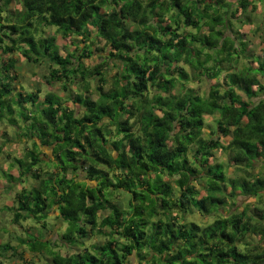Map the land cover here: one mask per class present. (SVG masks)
<instances>
[{"label":"trees","instance_id":"obj_1","mask_svg":"<svg viewBox=\"0 0 264 264\" xmlns=\"http://www.w3.org/2000/svg\"><path fill=\"white\" fill-rule=\"evenodd\" d=\"M257 7V0H0V51L9 54L0 57V121L31 142L9 180L37 181L17 192L13 222L42 220L55 207L67 249L20 235L16 244L0 242V256L11 251L23 264H36L25 251L47 264H131L132 255L139 264H264V55L248 52L244 34L232 29ZM50 26L75 48L61 55L56 37L45 35ZM94 34L105 41L106 68L116 67L111 81L102 63L84 62L95 54ZM18 50L33 62L47 58L46 82L74 85L75 94L18 90ZM205 80L208 89L196 88ZM216 114L207 137L206 116ZM42 146L53 155L47 169ZM216 150L230 156L234 176L212 161ZM81 171L95 184L78 179ZM118 191L129 195L126 204ZM239 195L254 202L226 210ZM222 207L227 213L208 224L190 218ZM90 235L103 240L86 246Z\"/></svg>","mask_w":264,"mask_h":264},{"label":"rangeland","instance_id":"obj_2","mask_svg":"<svg viewBox=\"0 0 264 264\" xmlns=\"http://www.w3.org/2000/svg\"><path fill=\"white\" fill-rule=\"evenodd\" d=\"M257 10L255 12L248 10L246 16L250 18V21H246L245 23L239 25L238 22H234L232 29H239L240 32L244 34V39L248 42V52H255L261 55H264V0H257ZM233 7H236V3H234ZM92 28V27H91ZM45 35H53L56 37V44L59 46L61 55L67 54L68 51H71L75 48V45L72 44V39H65L56 31V27L50 26L45 27ZM187 31L197 32L194 29H186ZM202 34L206 33V29L201 30ZM233 34V32H231ZM228 34L230 32L228 31ZM80 37L78 38V40ZM81 40V39H80ZM93 40L96 42L95 44V54L92 57L84 59V62L87 65L95 66L97 64L102 63L104 68L106 69V76L111 81L116 74V67L106 68L107 64L112 63L111 60L107 58L108 50H105V41L101 37L93 36ZM79 44L83 46V43L80 41ZM240 44V43H238ZM98 46V47H97ZM22 50V49H21ZM1 54V51H0ZM16 59L15 69L17 72V80L14 83L17 89L22 87L23 90L27 91H36V89H40L42 91L41 96H44L47 93H55L56 95L62 97L63 99H67L68 96H73L76 92V88L74 85H70L68 87H64L63 82H56L54 84H48L46 82L45 76L49 73L52 68L51 62L47 58H40L39 62H33L29 59H26L21 53L20 50L12 54ZM2 60H6L9 57V54H1ZM106 61H103V59ZM104 62V63H103ZM111 65V64H110ZM92 86H96V79H91ZM215 82V81H214ZM211 81L205 80L199 85H196V88L199 86L202 89H208ZM20 90V89H18ZM87 95L91 94L93 98H97L98 94L96 91H92L90 93H86ZM264 97V95H262ZM70 106H74L71 99L67 103ZM26 107L28 109L32 108L31 104H27ZM18 110L21 108L18 107ZM78 111L80 107L78 106ZM218 117V114L206 116L207 127L205 129V136L211 137L213 135L212 130L216 129L215 119ZM20 124V122H19ZM17 130L15 126H12L9 121L3 120L0 121V145L4 146V151L10 154V157L6 156V153L0 151V240L4 242L13 241L14 244L18 243L17 240L20 235H26L27 238H40V239H49L47 245L50 247L53 252L61 251L64 254L67 249L65 247H60V234L65 230L66 225L63 220L58 218V211L54 207L48 215L42 217V220L46 221L44 224L41 219L32 218L27 221H24L22 225L15 224L13 222V213L12 207L16 205L15 196L17 192H19L23 187L31 189L37 181L34 180L31 176L25 181L14 179L12 181L9 180L10 173L13 174L15 178L18 176V165L15 164V157H23L26 154L28 147H30L31 142H24L26 139L18 140V135L16 134ZM218 135V134H217ZM216 138V135L214 136ZM10 138V139H9ZM224 138V137H223ZM229 137L224 138V141H227ZM42 152L43 163L41 164L42 169H47L45 164V160L48 162L51 158H53L51 148L47 146H42L39 148ZM212 161L222 162L229 173L230 176H234L236 165L230 159V156L227 153H224L222 150L215 151V157ZM211 161V162H212ZM52 166V165H51ZM52 170V169H51ZM260 170L259 165L256 167L255 172ZM48 171V170H46ZM50 171V170H49ZM72 173H69L71 176ZM78 179L88 181L92 184H95V180L89 179L84 171L79 173ZM168 177H165L167 180ZM197 187L200 185L197 182ZM202 192L204 191L201 189ZM117 198L123 204L128 202L129 195L124 192L118 191ZM255 197H246L244 195H239L237 197L236 204L233 205L232 200L228 199V205L225 208L230 211H240L246 204H252L254 202ZM223 207L221 211L216 212L213 216H204L199 211H195L190 218L196 220L201 225H205L210 223L214 217L220 212L227 213ZM107 213V212H106ZM105 214V213H103ZM32 228L31 234H26V228ZM103 240V237L100 236H91L83 239L85 245L88 246L94 242H100ZM2 242V241H1ZM82 246V245H81ZM77 247V246H76ZM24 249V248H22ZM58 249V250H56ZM61 249V250H60ZM82 247L75 248L74 251H81ZM50 251V250H49ZM11 251L5 252L3 256H0V260H2L3 264H23L22 259L19 256L11 255ZM25 258L34 259L36 264H47L46 260L41 256L34 255L30 251L24 252ZM131 264H139L137 257L132 255Z\"/></svg>","mask_w":264,"mask_h":264},{"label":"crops","instance_id":"obj_3","mask_svg":"<svg viewBox=\"0 0 264 264\" xmlns=\"http://www.w3.org/2000/svg\"><path fill=\"white\" fill-rule=\"evenodd\" d=\"M1 241L4 242L3 240H0V242H1Z\"/></svg>","mask_w":264,"mask_h":264}]
</instances>
